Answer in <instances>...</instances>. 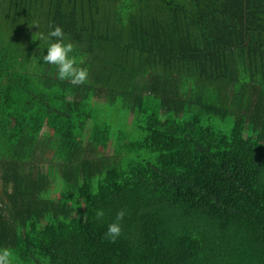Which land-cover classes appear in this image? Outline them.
Returning a JSON list of instances; mask_svg holds the SVG:
<instances>
[{"label":"trees","instance_id":"1","mask_svg":"<svg viewBox=\"0 0 264 264\" xmlns=\"http://www.w3.org/2000/svg\"><path fill=\"white\" fill-rule=\"evenodd\" d=\"M49 26L84 84L42 63ZM0 249L264 264V0H0Z\"/></svg>","mask_w":264,"mask_h":264},{"label":"clouds","instance_id":"2","mask_svg":"<svg viewBox=\"0 0 264 264\" xmlns=\"http://www.w3.org/2000/svg\"><path fill=\"white\" fill-rule=\"evenodd\" d=\"M50 30L45 34L41 32L38 41L46 44V54L41 53L43 64L55 65L57 76L60 80H69L72 84L80 85L87 81L89 70L80 67L82 59L73 55V45L68 41L63 29L59 26H49ZM126 209L116 214L115 220L108 225L105 237L115 242L122 234L121 222L126 215ZM96 219L101 220L104 216L103 210L96 211ZM13 253L7 249H0V264H12Z\"/></svg>","mask_w":264,"mask_h":264},{"label":"rangeland","instance_id":"3","mask_svg":"<svg viewBox=\"0 0 264 264\" xmlns=\"http://www.w3.org/2000/svg\"><path fill=\"white\" fill-rule=\"evenodd\" d=\"M217 125L215 126L218 130H220V128H221V130H223L224 132H229L230 131V128H223V125L222 124H220V123H216ZM154 154H151V153H149L148 155H147V158L149 159V160H151V161H154ZM60 187H61V183L60 184H58Z\"/></svg>","mask_w":264,"mask_h":264}]
</instances>
